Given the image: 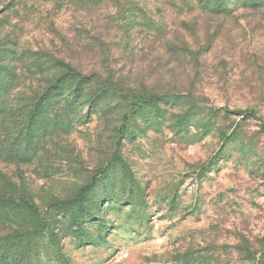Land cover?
Listing matches in <instances>:
<instances>
[{"label":"rangeland","instance_id":"rangeland-1","mask_svg":"<svg viewBox=\"0 0 264 264\" xmlns=\"http://www.w3.org/2000/svg\"><path fill=\"white\" fill-rule=\"evenodd\" d=\"M0 264H264V0H0Z\"/></svg>","mask_w":264,"mask_h":264},{"label":"trees","instance_id":"trees-1","mask_svg":"<svg viewBox=\"0 0 264 264\" xmlns=\"http://www.w3.org/2000/svg\"><path fill=\"white\" fill-rule=\"evenodd\" d=\"M22 202H23V201H22ZM23 205L28 206L30 209H33L31 205H29V204H27V203H25V202L23 203Z\"/></svg>","mask_w":264,"mask_h":264}]
</instances>
